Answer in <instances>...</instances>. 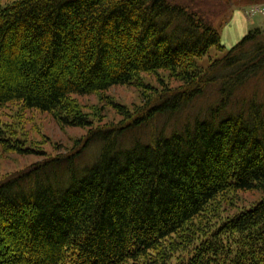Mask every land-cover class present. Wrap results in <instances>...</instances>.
I'll return each instance as SVG.
<instances>
[{
    "label": "trees",
    "instance_id": "trees-1",
    "mask_svg": "<svg viewBox=\"0 0 264 264\" xmlns=\"http://www.w3.org/2000/svg\"><path fill=\"white\" fill-rule=\"evenodd\" d=\"M203 2L0 6V110L19 102L61 125L88 126L69 150L0 178V264H264V196L223 207L238 191L264 194V102L221 113L235 88L264 70V28L199 66L211 47L223 48ZM160 71L175 85L153 90L131 114L120 109L118 123L92 127L75 99L117 85L145 91L142 75ZM208 85L218 95L208 115L183 116L145 141L125 137L177 114ZM9 130L0 124V144L28 152ZM90 143L97 152L79 165Z\"/></svg>",
    "mask_w": 264,
    "mask_h": 264
},
{
    "label": "rangeland",
    "instance_id": "rangeland-1",
    "mask_svg": "<svg viewBox=\"0 0 264 264\" xmlns=\"http://www.w3.org/2000/svg\"><path fill=\"white\" fill-rule=\"evenodd\" d=\"M11 1L0 0V6H4ZM204 1L205 3L203 2L201 7L218 28L223 48L217 49L216 47H211L207 54L197 58V64L202 67H205L213 58L221 56L226 49L238 41L249 29L255 27L264 28V0H256L254 2L248 0H223L226 3L227 9L220 6L215 0ZM235 8L244 10V15L247 17V28L245 33L239 36V38L237 37L236 40L228 43L232 39L227 36L228 32L225 34V29L231 21V14ZM165 75L166 73L161 71L159 74L142 75V84L146 86L145 91L132 85H117L111 86L103 92L76 96L75 99L82 113L89 119L92 127L118 123L123 117L119 113L120 109L131 114L142 104L146 97L151 95L153 90L158 92L161 85H175L174 80L167 79ZM148 87H151V91ZM152 95L150 98H152ZM217 98L216 87L208 85L201 95L197 96L191 104L185 106L177 114L175 113L171 117L158 115L155 120L131 130L132 132L128 134L126 133L125 137L133 134L145 141L149 139L153 130L157 131L161 127H164L165 131L168 132L173 127L178 128L182 125L180 122L185 120L183 116L188 115V118L192 119L195 114L201 116L208 115L218 104ZM251 98L264 102V70L235 88L227 104L221 108V113L226 115L230 113L229 111L238 112L239 109L246 108L244 102H247ZM173 121L177 125H173ZM0 124H5L14 129L9 130L11 135L20 140L21 146L28 147L29 149L27 150L28 152L20 153L9 148H4L0 144V178L22 169L31 162L41 159L44 155H54L58 152L69 150L88 130V126L61 125L50 113L41 112L37 109L23 108L19 102H14L0 110ZM95 146H97V143L88 144L76 159V162L79 165H84L82 161H91L97 152ZM262 196L264 194L260 190L238 191L228 203H225V206L223 205L224 212H231L248 206ZM1 245L0 243V249H2Z\"/></svg>",
    "mask_w": 264,
    "mask_h": 264
},
{
    "label": "crops",
    "instance_id": "crops-1",
    "mask_svg": "<svg viewBox=\"0 0 264 264\" xmlns=\"http://www.w3.org/2000/svg\"><path fill=\"white\" fill-rule=\"evenodd\" d=\"M244 10L243 9H238L235 8L232 11V17H231V21L229 23V28L226 27L225 29V34L227 33V36L231 37V41L228 43L233 42L234 40L237 39V37L239 38V36H241L243 33H245L246 28H247V17L244 15Z\"/></svg>",
    "mask_w": 264,
    "mask_h": 264
},
{
    "label": "built area",
    "instance_id": "built-area-1",
    "mask_svg": "<svg viewBox=\"0 0 264 264\" xmlns=\"http://www.w3.org/2000/svg\"><path fill=\"white\" fill-rule=\"evenodd\" d=\"M257 8V7H256ZM259 9V8H258ZM253 11V10H252Z\"/></svg>",
    "mask_w": 264,
    "mask_h": 264
}]
</instances>
